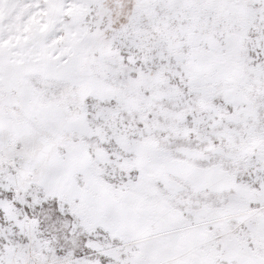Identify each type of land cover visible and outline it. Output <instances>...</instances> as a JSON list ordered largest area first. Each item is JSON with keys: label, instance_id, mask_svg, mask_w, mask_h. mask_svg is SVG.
Wrapping results in <instances>:
<instances>
[{"label": "snow or ice", "instance_id": "6c2138e0", "mask_svg": "<svg viewBox=\"0 0 264 264\" xmlns=\"http://www.w3.org/2000/svg\"><path fill=\"white\" fill-rule=\"evenodd\" d=\"M0 264H264V0H0Z\"/></svg>", "mask_w": 264, "mask_h": 264}]
</instances>
